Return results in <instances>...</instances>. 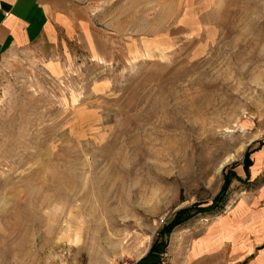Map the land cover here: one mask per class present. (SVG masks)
I'll use <instances>...</instances> for the list:
<instances>
[{"label": "rangeland", "instance_id": "1", "mask_svg": "<svg viewBox=\"0 0 264 264\" xmlns=\"http://www.w3.org/2000/svg\"><path fill=\"white\" fill-rule=\"evenodd\" d=\"M80 2L97 46L0 68V264H139L160 240L150 261L183 259L264 188V0ZM234 172L220 209L160 236Z\"/></svg>", "mask_w": 264, "mask_h": 264}, {"label": "crops", "instance_id": "2", "mask_svg": "<svg viewBox=\"0 0 264 264\" xmlns=\"http://www.w3.org/2000/svg\"><path fill=\"white\" fill-rule=\"evenodd\" d=\"M89 9L80 0H0V68L32 46H97ZM190 244L169 264H264V188L236 196Z\"/></svg>", "mask_w": 264, "mask_h": 264}, {"label": "trees", "instance_id": "3", "mask_svg": "<svg viewBox=\"0 0 264 264\" xmlns=\"http://www.w3.org/2000/svg\"><path fill=\"white\" fill-rule=\"evenodd\" d=\"M252 164H253V160L251 158H246V160L244 161V165L248 170V172H249V167ZM234 178L240 179V177L237 175L236 172H234L232 176L229 177L226 176V185L223 188V190L220 192V195L217 196V198L214 200L212 204L203 207L198 203L191 207H186L178 210L173 220L164 226L160 236L170 234L174 229V227L182 224H186L192 219L194 220V218H196L199 214L208 213L220 209L227 200L226 190L229 184L231 183L232 179ZM166 247H167V243L164 240L154 242L148 254H146V256L141 261L149 260L152 257H158L160 253L166 250ZM157 263H158L157 261H150L149 264H157Z\"/></svg>", "mask_w": 264, "mask_h": 264}, {"label": "built area", "instance_id": "4", "mask_svg": "<svg viewBox=\"0 0 264 264\" xmlns=\"http://www.w3.org/2000/svg\"><path fill=\"white\" fill-rule=\"evenodd\" d=\"M121 264H133V263H131V261H129L128 259H126V260H123ZM159 264H165L164 259H163V261H162L161 263H159Z\"/></svg>", "mask_w": 264, "mask_h": 264}]
</instances>
